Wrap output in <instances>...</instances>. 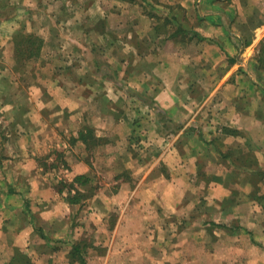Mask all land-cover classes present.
<instances>
[{"label":"crops","instance_id":"0c3cea01","mask_svg":"<svg viewBox=\"0 0 264 264\" xmlns=\"http://www.w3.org/2000/svg\"><path fill=\"white\" fill-rule=\"evenodd\" d=\"M256 5L0 0L15 8L1 13L0 52L12 54L17 31L30 23L42 34L40 60L51 76L26 86L0 60V264H82L71 251L87 235L91 246L106 247L103 264H264V19ZM181 22L187 35L177 33ZM87 52L120 56L109 69L127 79H103L95 57L87 78ZM74 55H83L80 63L68 61ZM103 83L131 90L122 95L128 102L140 100L139 89L151 107L123 109L98 89ZM65 112L88 120L97 140L113 137L90 149L107 151L121 186L95 194L87 211L39 161L58 140L49 120ZM131 134L141 135L142 147ZM63 149L57 165L74 176L98 163ZM151 153L158 155L150 161ZM158 165L171 173L158 175ZM127 170L132 178L121 177ZM102 200L111 205L99 207Z\"/></svg>","mask_w":264,"mask_h":264},{"label":"rangeland","instance_id":"374dc122","mask_svg":"<svg viewBox=\"0 0 264 264\" xmlns=\"http://www.w3.org/2000/svg\"><path fill=\"white\" fill-rule=\"evenodd\" d=\"M257 1V5H256V11L258 14V17L260 20L264 19V0H256ZM15 11V8L13 6H4V7H0V17H3L4 15L1 13H4L5 15H11L13 12ZM24 11V12H23ZM22 12L25 14V8H22ZM21 12V14H22ZM44 13L45 10H42L41 13L39 14L38 19L41 20H45L44 18ZM27 15V14H26ZM38 28L34 27L32 24L27 23L25 24V26L17 31V36L19 35V32H21L20 35L24 34H30L33 33L35 35L41 36V33H38ZM17 38L19 39V37H16L15 39V44L13 43L12 45V54H5L4 52L1 53L0 52V60H2L3 62H1V64H7V70L8 73L10 75V79L12 78H17L18 80H20L23 84H27L30 83V81H38L42 80V79H46L47 77H51L49 76V70L45 68V66H43L42 64H44L43 60H40L42 58H44L41 55V51L38 54L39 56L36 58H30V59H25L24 58H20V60L17 61V58L15 57V52H16V40ZM102 43V41H101ZM100 43V44H101ZM105 43L103 42L101 45H104ZM261 45V44H260ZM42 50V49H41ZM101 50V48H100ZM105 50V49H104ZM41 55V56H40ZM4 56V57H2ZM97 58V66H101L99 71L100 76L104 79V78H109L110 76H108L109 74H111L112 79H114L117 82H120L121 80H125L127 79V74H122V72H124V70H115L113 73V71L111 72L109 69V64L111 63V59H117V61H119L120 56L116 55L115 58L112 56V54H107L106 52L104 53H97V54H91L89 52H87L84 56L85 61H86V67L83 71V74L88 78H93V72H90L89 70V63L92 61L93 58ZM67 57H65V55L60 54L58 56V60L62 61V59L64 61H66ZM83 58V55L82 57ZM77 56H72V58H69L68 61H70L71 63H77L79 61V59ZM72 59V61H71ZM11 61L13 62L11 64ZM10 62V63H9ZM84 64V63H82ZM121 62L119 61L118 66H120ZM85 66V65H84ZM71 75H75V72H70ZM68 74V73H67ZM69 76V74L67 75ZM108 76V77H107ZM66 77L64 75L61 76V78ZM103 83V85H101V87H99L98 89H101L102 91L106 92V93H110V96H112L113 98L115 97L114 100L118 99L119 102V107L121 104V108L123 109H128L129 111L134 110V111H147L149 110V106L151 107V105L149 103L142 104L141 99L143 101V96H147L144 92L142 93L141 90L137 89V93L136 95L141 96L139 97L140 100L138 101H127L126 99H124L125 97H122V95H127L131 90L127 89L124 86H120V87H111L108 85H105ZM133 93V92H132ZM49 94V93H48ZM132 94H130L131 96ZM47 96V95H45ZM134 97L135 94H134ZM117 98V99H116ZM129 100L130 98L127 97ZM136 100V99H135ZM134 103V104H133ZM118 107V108H119ZM143 110V111H142ZM105 121V120H103ZM107 121V120H106ZM50 125H52L54 127L53 130V138H58L57 141H55V146L54 149L51 151V155L52 157L49 159H46L44 156L39 158L40 164L43 165V168L48 170L49 172H52L53 174L57 175L56 178L60 179V182L57 183V185H60L62 187L65 188L66 194H68L67 196H71L72 192L75 191V183L73 181L74 176L70 171L69 168H67L66 166H62V167H58V163H62L64 159L65 154L63 155L64 149L63 147L65 146H69L70 148H72L74 150L73 152V157L74 159H76L78 156L79 157H85L91 164L92 163V158L94 157L95 160L98 159V163L95 166H90L91 172L89 171L87 174H90V182L86 185H82V184H78L80 186V189H82V197L84 199V203H83V208L84 210L87 211L88 207L90 206V203H88L89 199H92L94 197V195L99 194L100 192H107L110 190H117L118 186H121V182H119L117 179H119L117 177V175L114 173V169L111 168L110 164H108V160L106 161V156L107 155V151H105L103 148L101 149L100 152H94L93 153V145H99V148H101V145H103L107 140L113 138V137H105L104 135L101 136L100 141H98L97 139H95V143L92 141L93 139H91L90 144H87L86 146L82 145L83 143L80 140H76L75 136L77 135V132L79 131L80 128L84 127L87 128L89 127V123L88 120H83V119H79L76 115V112H65L64 114H60L58 116H55L53 119L49 120ZM131 137H135L138 139H136L133 143L139 145L140 147H142V139H141V135H135L133 136V134L129 135V138ZM55 140V139H54ZM126 143V142H125ZM84 148V149H83ZM86 148V149H85ZM91 148V149H90ZM121 151V150H120ZM119 151V152H120ZM146 153V150H144L143 154ZM95 154V156H94ZM158 154L154 155L153 153H151L150 155H145L148 157V159L151 161L152 157L156 158ZM161 155V154H160ZM146 157V160H148ZM149 161V163H150ZM50 162H54V165ZM113 164V163H111ZM160 164V163H159ZM159 169H162V172L159 169L158 170L159 174L158 175H169L171 172L168 171L167 169L163 168V166H159ZM212 170V169H211ZM164 171V172H163ZM139 172V171H138ZM140 173V172H139ZM86 174V173H83ZM133 171H125L122 174L120 173L121 177L122 175L127 176L128 178L132 176ZM138 174V173H136ZM119 175V176H120ZM124 176V177H125ZM67 179V183L66 180ZM118 181V182H116ZM133 182V181H132ZM131 182V183H132ZM134 183V182H133ZM61 191L63 192V189L60 187ZM71 191V193H70ZM103 196V195H102ZM102 199V198H101ZM92 204H96L97 205V200L92 202ZM111 204H109L108 202H105L102 200V203H100L101 208H107L109 207ZM91 211V210H90ZM73 213H75V211H72ZM82 214L81 210H79V212L77 213V215H73V219L71 220L72 225L75 224V219L76 221L78 220V218L80 217V215ZM87 215V214H86ZM83 216V215H82ZM114 214H110L109 216L106 217L107 219V224L109 227V224H111V221L114 218ZM84 219V217H82ZM88 218H86L87 220ZM93 220L92 218H90V221ZM70 223V224H71ZM101 225H103L100 222ZM105 225V224H104ZM101 227V226H99ZM109 232H107V234H102L101 238L104 239H109ZM86 238V242H88L87 244L90 246L85 248V256L87 258L88 264H103V255H105V246H103L102 243H100L101 245H97V246H91V244H93V238L91 235H87L85 236ZM112 240V238H111Z\"/></svg>","mask_w":264,"mask_h":264},{"label":"trees","instance_id":"16d2710c","mask_svg":"<svg viewBox=\"0 0 264 264\" xmlns=\"http://www.w3.org/2000/svg\"><path fill=\"white\" fill-rule=\"evenodd\" d=\"M170 22H172L170 19L166 21L162 26L166 27ZM181 25L177 29V33H180V35H187V33L190 32V30H187L185 27H183V23H180ZM161 26V27H162ZM22 31L19 32V35L15 37H19L16 40V52L15 57L17 58V61L20 60V58L30 59L36 56L38 57L44 40L41 36H38L30 33V34H24L20 35ZM16 39V38H15ZM76 140H82L86 145L90 144L91 139L95 143V139H97V136H95L94 129L91 127L82 128L80 131V134L78 137L75 138ZM100 140V139H99ZM98 140V141H99ZM76 187L75 191L72 192L70 196V200L72 202H78L82 198V190L80 189V186L78 184L86 185L90 182V177L88 174H78L73 179ZM71 193V191H70ZM89 245L86 242H77L74 244L73 249L71 251L72 258L76 259L80 257L82 264H88L87 258L85 256V248Z\"/></svg>","mask_w":264,"mask_h":264}]
</instances>
